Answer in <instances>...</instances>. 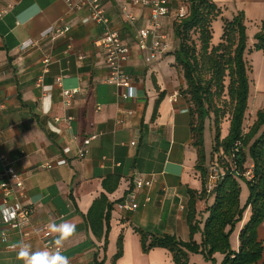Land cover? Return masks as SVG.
Instances as JSON below:
<instances>
[{"label": "crops", "instance_id": "0c3cea01", "mask_svg": "<svg viewBox=\"0 0 264 264\" xmlns=\"http://www.w3.org/2000/svg\"><path fill=\"white\" fill-rule=\"evenodd\" d=\"M214 1L227 17L242 11L245 23L259 19L256 29L263 17L264 0ZM101 2L111 27L130 48L129 57L120 63L135 91L127 99L121 96L123 87L106 80L108 68L100 47L94 44L103 26L83 21L87 9L71 10L66 0H0V9H5L0 18V101L4 105L0 109V153L19 174L23 182L19 200L31 209L30 222L22 230L0 220V264H22L14 247L20 242L30 244L33 251L45 249L42 233L52 222L76 225L75 234L61 250L69 264H111L120 231L122 255L115 264H173L164 248L143 252L134 227L189 238L187 191L198 193L201 180L190 143L189 115L179 97V77L172 66L171 53L176 47L172 22L178 1L169 0V13L160 20L159 32L165 35L167 47L149 61L148 51L139 49L136 39L137 31L150 25L149 6L135 5L132 0ZM125 12L136 19L128 21ZM64 25L69 26L67 31L55 32ZM256 29L250 34L247 31V36ZM151 40L149 35L148 46ZM64 91L70 94L66 96ZM250 100L249 92L247 115L252 120L264 101L259 105L253 101L251 108ZM89 135L96 137L80 157L78 150ZM60 158L66 162L43 167ZM113 173L120 180L107 194L114 203L103 249L84 214L103 191L102 179ZM137 174L150 177L151 184L135 192L136 208L122 209L117 201L132 188V177ZM211 200L209 195L196 200L199 227ZM237 229L230 236L234 249ZM257 235L264 248V218ZM47 239L51 243L53 236ZM193 239L200 241L199 229ZM190 256L192 264H209L200 257L197 263ZM221 259L214 254L215 264Z\"/></svg>", "mask_w": 264, "mask_h": 264}, {"label": "trees", "instance_id": "16d2710c", "mask_svg": "<svg viewBox=\"0 0 264 264\" xmlns=\"http://www.w3.org/2000/svg\"><path fill=\"white\" fill-rule=\"evenodd\" d=\"M177 1L185 12L175 16L172 22L176 40L171 53L172 66L179 77V97L189 115L190 143L196 152L195 169L199 172L201 189L198 193L192 189L187 191V240L139 227L134 230L143 252L164 248L173 264H192L189 254L193 252L213 262L214 254L218 253L222 256L220 264H264L263 243L257 235L264 218V105L257 109L252 120L247 115L250 89L247 55L253 49L264 55V13L252 42H248L242 11L227 17L214 0ZM218 17L222 19L221 32L214 38L213 21ZM207 127L211 131L208 153L204 146ZM211 171L215 172V179L209 186ZM119 180V174H107L101 182L103 191L84 214L88 228L103 249L114 203L107 194L117 188ZM240 181L248 190L244 204L240 200ZM207 195L212 200L199 227L195 204L198 198ZM247 208L249 216L243 221ZM237 227L238 245L234 249L230 236ZM198 229L199 242L193 239ZM122 244L120 231L111 264L122 255Z\"/></svg>", "mask_w": 264, "mask_h": 264}, {"label": "built area", "instance_id": "2783aa9c", "mask_svg": "<svg viewBox=\"0 0 264 264\" xmlns=\"http://www.w3.org/2000/svg\"><path fill=\"white\" fill-rule=\"evenodd\" d=\"M68 7L71 10L87 9L88 15L83 19L86 21H93L95 23H101L103 28L100 35L95 39L94 44L100 47L103 53V59L106 67L108 68V75L106 80L110 83H114L120 87H123L121 93L122 98L127 99L133 97L135 94L134 87L132 86L129 75L122 69L121 61H125L130 55L129 45L126 44L120 33L111 27L109 17L105 12V8L101 0H66ZM136 5L142 4L149 6V23L148 27L141 28L137 31V45L139 49L148 51L146 60L149 61L156 57L159 50H165L167 43L165 35L160 33L161 28L160 20L162 17L169 13V0H132ZM123 11H126V7H122ZM185 12L184 7L178 6L175 16H182ZM5 13V9H0V18ZM126 13V12H125ZM128 21L133 22L136 17L134 14L126 13ZM69 29L68 25H64L61 30L55 32H65ZM149 35L152 36V40L148 46L147 39ZM44 63L48 61L45 58ZM69 91H64V95L68 96ZM3 103L0 101V109L3 107ZM96 136L89 135L82 141V147L78 150V155L82 157L86 152V146L89 145L91 140ZM134 142H132L133 144ZM64 152L68 151V148L63 149ZM66 162L65 158L55 160L53 163H45L43 167L50 168L52 165H62ZM0 191L2 195V205L0 206V220L2 223L8 225L11 228L20 229L26 227L31 218V209L29 206L20 202V197L23 195V182L19 177V174L13 169V167L7 164V158L0 153ZM215 179V172L211 171L209 178V186ZM132 188L127 191L124 197L118 202V206L122 209H134L137 206L135 201V192L143 187L150 186L151 178L142 174H137L132 177ZM148 200V199H147ZM26 234V232L24 231ZM50 233L48 230H44L42 236L44 237L45 246H50L48 241Z\"/></svg>", "mask_w": 264, "mask_h": 264}, {"label": "rangeland", "instance_id": "374dc122", "mask_svg": "<svg viewBox=\"0 0 264 264\" xmlns=\"http://www.w3.org/2000/svg\"><path fill=\"white\" fill-rule=\"evenodd\" d=\"M225 15V14H224ZM175 16V14H174ZM228 16L230 17V14H228ZM258 20L256 19H252L251 20H246V26H247V31L250 32L253 31L254 29H256V26L258 24ZM221 24H222V19L221 18H217L213 21V36L214 38H218L220 32H221ZM252 40V36L248 37V42H250ZM247 60L250 66L248 75H249V79H250V97H251V107L252 108V104L253 101L256 102V104H262L261 100L263 99L264 101V55L260 50H255L253 49L251 53H249L247 55ZM210 134L211 131L209 130V128L207 127L204 131V146H205V150L208 153L210 149ZM209 135V138H208ZM241 184V188H242V201L241 203H245L246 201V197L248 194V190L246 187V184L242 181H240ZM246 191V196L244 197V193ZM241 194V193H240ZM246 215L244 220L246 221L248 219L249 216V210L248 208L246 209ZM190 259H194L197 261V263L199 262V257L200 259H204L201 258V256H199L198 252H193L190 253ZM205 260V259H204ZM207 263L209 264H215V261H210V260H205ZM190 262V261H189ZM199 264V263H198Z\"/></svg>", "mask_w": 264, "mask_h": 264}, {"label": "clouds", "instance_id": "9594fccd", "mask_svg": "<svg viewBox=\"0 0 264 264\" xmlns=\"http://www.w3.org/2000/svg\"><path fill=\"white\" fill-rule=\"evenodd\" d=\"M48 231L53 236L50 246L43 250L33 251L28 243L20 242L14 245L18 249L17 259L22 264H69V258L61 254V250L66 241L73 237L76 232V225L64 221L56 224L52 222L48 225Z\"/></svg>", "mask_w": 264, "mask_h": 264}]
</instances>
